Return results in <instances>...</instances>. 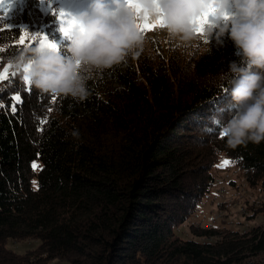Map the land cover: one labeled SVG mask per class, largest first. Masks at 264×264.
I'll return each mask as SVG.
<instances>
[{"label":"trees","instance_id":"16d2710c","mask_svg":"<svg viewBox=\"0 0 264 264\" xmlns=\"http://www.w3.org/2000/svg\"><path fill=\"white\" fill-rule=\"evenodd\" d=\"M59 11L21 0L0 12V66L12 68L0 80V264H264V223L177 234L222 154L258 194L250 217H264V141L220 138L233 109L218 76L240 62L233 43L185 47L146 31L138 55L95 72L80 101L41 93L9 64L39 44H21V30L66 48ZM23 241L38 244L7 248Z\"/></svg>","mask_w":264,"mask_h":264},{"label":"clouds","instance_id":"9594fccd","mask_svg":"<svg viewBox=\"0 0 264 264\" xmlns=\"http://www.w3.org/2000/svg\"><path fill=\"white\" fill-rule=\"evenodd\" d=\"M135 4L90 0L79 13L62 9L59 12L75 23L66 48L38 44L10 58L9 64L41 93L82 101L95 72L118 65L143 48L145 35L137 23L160 19L159 30L185 47L212 38L222 45L227 36L240 62L230 63L229 71L218 76L233 109L221 134L232 148L264 141V0H135ZM208 13V23L197 34L200 18Z\"/></svg>","mask_w":264,"mask_h":264},{"label":"rangeland","instance_id":"374dc122","mask_svg":"<svg viewBox=\"0 0 264 264\" xmlns=\"http://www.w3.org/2000/svg\"><path fill=\"white\" fill-rule=\"evenodd\" d=\"M57 1L60 10L79 13L87 9L90 0H53ZM21 0H4L5 5L10 4V8H5L0 5V12L4 16H8L13 8L19 4ZM38 8L42 14L49 11L52 0H37ZM59 22V21H58ZM149 33H164L159 30V27L152 28L147 31ZM49 41V40H48ZM55 43V41H49ZM7 64L0 66V76H6L12 72V68H7ZM1 80V79H0ZM227 160L229 164L222 166ZM213 178L210 181L208 189L209 198L200 210L195 212L183 224L177 228V234L182 238H191L188 232L189 225L204 226L223 224L230 229L243 231L250 227L264 223V217L258 215L251 216L249 206L257 201L258 194L252 190L246 181L243 173L231 162L224 154L220 155L218 162L212 169ZM38 244L37 241H23L18 243L8 242L7 248L17 253H23L27 249L34 248Z\"/></svg>","mask_w":264,"mask_h":264},{"label":"snow or ice","instance_id":"6c2138e0","mask_svg":"<svg viewBox=\"0 0 264 264\" xmlns=\"http://www.w3.org/2000/svg\"><path fill=\"white\" fill-rule=\"evenodd\" d=\"M125 6H130V7H136V4H135V0H123ZM158 2V0H157ZM0 5L4 6L5 8H9V4L5 5L4 3V0H0ZM139 11V9L137 8V12ZM210 15V13L208 14H205L204 16H202L200 18V27L197 29V34H201L202 31H203V26L205 24L208 23V16ZM57 20L59 21V31L62 33V35L66 38L70 37V34L71 32L73 31V29L75 28V23L74 21H71L69 20L66 15L63 13V12H59L58 15H57ZM137 27V30L143 34L144 32L146 31H149L151 30L152 28H156V27H163L162 25V22L160 19H158L157 21L149 24V23H146V22H141V23H137L136 25ZM20 43L21 44H25V41H39V46L42 47V48H48V49H52V50H58V47L55 43H50L44 36L42 35H38V34H35V35H31L29 36L27 31H24V30H21V35H20ZM27 47V45H25ZM0 51H2V49H0ZM5 77L4 76H0V79H4ZM24 81L26 83L27 82V77L25 76L24 78ZM227 91V90H226ZM13 100L15 102H20L22 103L21 101V97L19 95H16L15 97H13ZM17 109L15 107V103L13 104L12 106V111L15 112ZM51 109H49L50 111ZM47 121L42 119V124L43 123H46ZM213 123L219 125V121L218 120H215L213 121ZM41 130L42 127H41ZM206 131L208 132H212L213 129L211 128H208L206 129ZM220 138H223L222 134L220 133ZM229 164V161L225 160L223 162V165L222 166H227Z\"/></svg>","mask_w":264,"mask_h":264},{"label":"bare ground","instance_id":"6f19581e","mask_svg":"<svg viewBox=\"0 0 264 264\" xmlns=\"http://www.w3.org/2000/svg\"><path fill=\"white\" fill-rule=\"evenodd\" d=\"M206 197L209 198V193L208 192L205 195H203L202 199L198 202V206H201V204L204 203ZM206 226H209V225L207 224Z\"/></svg>","mask_w":264,"mask_h":264},{"label":"built area","instance_id":"2783aa9c","mask_svg":"<svg viewBox=\"0 0 264 264\" xmlns=\"http://www.w3.org/2000/svg\"><path fill=\"white\" fill-rule=\"evenodd\" d=\"M208 200V197L205 198V202ZM204 203L201 204V206H198V210L201 209V207L203 206Z\"/></svg>","mask_w":264,"mask_h":264}]
</instances>
